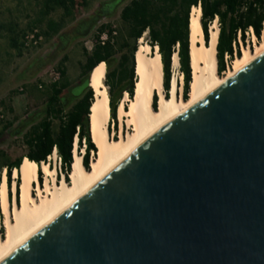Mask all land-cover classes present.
I'll list each match as a JSON object with an SVG mask.
<instances>
[{
  "label": "water",
  "instance_id": "water-1",
  "mask_svg": "<svg viewBox=\"0 0 264 264\" xmlns=\"http://www.w3.org/2000/svg\"><path fill=\"white\" fill-rule=\"evenodd\" d=\"M1 264H264V54Z\"/></svg>",
  "mask_w": 264,
  "mask_h": 264
},
{
  "label": "trees",
  "instance_id": "trees-1",
  "mask_svg": "<svg viewBox=\"0 0 264 264\" xmlns=\"http://www.w3.org/2000/svg\"><path fill=\"white\" fill-rule=\"evenodd\" d=\"M37 6L34 21L26 26L28 31L40 29L45 39L54 40L51 54L37 60L31 69L42 70L56 57L62 55L57 70L59 79L49 85V95L44 107L31 114L18 126L8 130L3 125L0 130V140L22 136L23 154L12 160L5 152L0 151V173L5 170L8 187L11 185V173L18 170L21 161L27 159L40 169L47 163L55 148L60 160L59 172L68 179L74 141L77 149L83 152L82 165L89 170L90 155L95 158L97 150L91 141L89 130V109L94 102V92L89 87V75L93 69L103 63L106 65L104 85L107 88L110 107V126L116 125V109L126 93L131 99L134 91L135 56L138 53V41L146 34V43L151 50L158 48L163 71L164 94L168 96L171 80V58L174 53L178 56L179 70L183 77L182 97L186 101L191 82L189 65V16L195 8L201 9V28L204 41H208V24L217 16L219 34L216 44L217 72L220 76L226 71L224 57L229 61L239 57V42L246 44V33L252 29L256 39L261 38L264 31V0H108L98 5L93 15L66 29L65 20H73L74 14L80 8H87L91 0H33ZM120 3L118 14L119 24L113 28L104 20L113 18ZM199 5V7H198ZM56 11H61L58 20L51 18ZM103 24H99V23ZM97 28L93 51H83L84 63L75 82L68 79L64 63L67 57L63 55L69 45L88 36L91 30ZM25 31L15 26L8 28V44L18 53L24 50L22 37ZM105 36V40L100 38ZM157 100L153 97V110ZM3 105V103L1 102ZM1 178V177H0ZM38 180L41 175L38 173ZM19 180L16 181V193ZM19 194V191H18ZM11 199V193L8 192ZM1 217V214H0ZM0 235L4 232L0 228Z\"/></svg>",
  "mask_w": 264,
  "mask_h": 264
},
{
  "label": "bare ground",
  "instance_id": "bare-ground-1",
  "mask_svg": "<svg viewBox=\"0 0 264 264\" xmlns=\"http://www.w3.org/2000/svg\"><path fill=\"white\" fill-rule=\"evenodd\" d=\"M200 18V8L190 12L188 44L191 82L186 101L178 99V84L175 77L170 81L168 97L164 98L163 71L158 48L151 50L147 44H142L141 38L138 41L140 47L135 56L136 79L133 96L128 101L125 93L124 99L116 109L115 123L118 124L119 129L118 139H109L110 107L108 92L104 85L105 65L101 63L91 72L89 83L94 92V102L90 108L89 127L97 156L90 164L89 170H83L81 167L82 157L74 144L69 184L63 180L58 181L57 170L45 163L39 169L45 177L43 186H40L37 177L38 168L27 159L21 161L18 170H13V182L10 187H8L6 173H2L0 214L5 235L3 239L0 237V264L84 197L101 179L129 158L159 130L193 108L264 54V43L260 46L256 45L253 53L249 49H242V56L233 62L226 76L219 78L216 63L219 28L215 23L210 24L208 41L205 42ZM178 67V56L174 53L171 58V68L175 71ZM154 96L158 97L155 110L150 106ZM126 102H128L127 108ZM124 125L133 130V133L125 138L122 134ZM16 177L20 182L19 194L10 200L8 192L11 188L12 193L15 194ZM34 183L37 188L35 198L32 195Z\"/></svg>",
  "mask_w": 264,
  "mask_h": 264
},
{
  "label": "rangeland",
  "instance_id": "rangeland-1",
  "mask_svg": "<svg viewBox=\"0 0 264 264\" xmlns=\"http://www.w3.org/2000/svg\"><path fill=\"white\" fill-rule=\"evenodd\" d=\"M105 1L108 0H91L87 8L78 9V11L74 14L73 20H65L66 29L71 28L74 24L80 22L83 19L91 17L98 5ZM124 4L126 3H120L117 6L114 12L115 16L113 18L109 20H104L102 22L104 24L109 23L113 28L117 27L119 24L118 14ZM36 12L37 6L33 0H0V108L2 109L3 114V118L0 120V130L3 125L8 126V123L11 124V127H9L8 130L14 129L16 126H18L21 121H23L27 117L31 116V114H34V112L44 107L49 95V85L51 84L50 82L52 78H54V74L58 73L57 67L61 61L60 59L62 58V55L54 58L49 63V65L42 70L36 71L35 69H31V67L37 60L45 58L51 54L54 44L53 39L48 40L43 37L44 39L38 47L31 50H21L20 53L15 50H12L9 47L8 28H10L11 26H15L18 30L25 31V33L28 32L26 26L30 24V22L34 21L36 17ZM60 16L61 11H56L51 15V18L54 20H58ZM103 23L100 22L99 24ZM212 23L215 22H211L210 24ZM210 24H208V28ZM98 27L99 25L93 30H91L87 37L73 41L69 45L66 52L63 54L67 57V61L64 63V67L66 68L68 79L72 83L77 80V77L80 73L81 64L84 63L83 51L85 50L88 53L93 51L95 35L97 34ZM39 28L43 29V26ZM39 28L38 30L40 31ZM146 38L147 36L146 34H144L142 37V44L144 45H146ZM262 43H264V36H262V34L260 39H256L255 36L252 37L249 33L248 36H246L245 45H242L239 42V57L235 56L233 58V61H231V63L228 65L229 69H226V71L220 76L217 74V76L219 78L226 76V74L232 68L233 62L237 58H240L242 56V49H249V51L253 53L255 51L256 45L260 46ZM139 47L140 43L138 42V48ZM180 76L181 73L179 67L175 71H173L171 68V80L174 77L176 78L178 84V99L182 100L183 77L181 85ZM39 85H41V89L38 88ZM19 88H23V91L19 92ZM124 97L125 94L123 95L122 100L124 99ZM155 97L158 101V97ZM1 102L3 103V105L1 104ZM127 105L128 102L125 103L126 108ZM118 133V124H116L111 130L109 139H118ZM132 133V128L129 126L127 127V125H124V128L122 130L124 138L128 135H131ZM22 141V136L17 138H7L6 136H4L0 140V151L5 152L10 159L14 160L18 158L21 154H23V152L25 151V148L22 145ZM77 152L82 156L83 152ZM96 156L95 158H93V155H90L89 165L92 163L93 160L96 159ZM53 158V155H51L49 159L50 168H55L57 170L58 181H60L62 177L65 176L63 173L59 172L58 161L55 160L54 162ZM2 173H4V170L1 171L0 177ZM38 173H40L41 175L40 186H43L45 177L39 171V169ZM12 174L13 171L11 173V183L13 182ZM15 179L16 181L19 180L18 177H16ZM67 181L70 182L69 176ZM50 183L52 184V181H50ZM36 189L37 188H35L33 184L32 195L34 196V198L37 195ZM10 192L12 193L11 188ZM14 195H18V190L17 193L15 191ZM12 198L13 196L11 194L10 200H12ZM0 228L3 230L5 235V228L3 226L2 217H0ZM3 237L1 238L3 239Z\"/></svg>",
  "mask_w": 264,
  "mask_h": 264
},
{
  "label": "built area",
  "instance_id": "built-area-1",
  "mask_svg": "<svg viewBox=\"0 0 264 264\" xmlns=\"http://www.w3.org/2000/svg\"><path fill=\"white\" fill-rule=\"evenodd\" d=\"M198 7H199V5H198ZM212 22H215L217 24V26H219L217 16L214 17V20ZM263 28H264V23H263ZM249 33L251 34L252 37H254L251 28H249ZM249 33H246V36H248ZM262 36H264V31H262ZM43 39L44 38H43L42 34L40 33V31L38 29L30 30V31L26 32L24 34L23 38H22V47H23L24 50L35 49L36 47H38L42 43ZM100 40L104 41L105 40V36H102L100 38ZM224 60H225V64H226V69L228 70L229 69L228 65L231 63L229 61V57L227 55H225ZM58 79H59V73H55L54 74V78H52L50 83L56 82V81H58ZM180 82H181V85H182V75L180 76ZM38 88L41 89V85H39ZM18 91L22 92L23 88H19ZM2 118H3V114H2V109L0 108V120ZM112 128H113V122L111 123V130H112ZM55 154H56V151H55V148H53L52 155L54 157L53 158L54 162H55V160H57L58 161V165L60 166V160L57 157V155H55ZM49 159H50V157H47L48 164H49ZM14 182H16V179H15ZM11 194L14 197V193H11Z\"/></svg>",
  "mask_w": 264,
  "mask_h": 264
},
{
  "label": "clouds",
  "instance_id": "clouds-1",
  "mask_svg": "<svg viewBox=\"0 0 264 264\" xmlns=\"http://www.w3.org/2000/svg\"><path fill=\"white\" fill-rule=\"evenodd\" d=\"M75 142H76V140L74 141V144H75ZM74 144H73V149H74ZM50 167V166H49ZM4 172H6L5 170H4ZM39 181V180H38ZM16 183V182H15ZM15 196V195H14Z\"/></svg>",
  "mask_w": 264,
  "mask_h": 264
},
{
  "label": "crops",
  "instance_id": "crops-1",
  "mask_svg": "<svg viewBox=\"0 0 264 264\" xmlns=\"http://www.w3.org/2000/svg\"><path fill=\"white\" fill-rule=\"evenodd\" d=\"M70 81V80H69Z\"/></svg>",
  "mask_w": 264,
  "mask_h": 264
}]
</instances>
